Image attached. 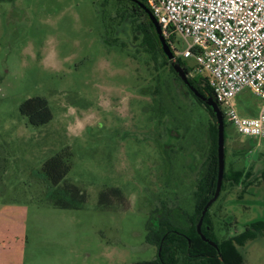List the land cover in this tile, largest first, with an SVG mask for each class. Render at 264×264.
<instances>
[{
  "label": "rangeland",
  "instance_id": "1",
  "mask_svg": "<svg viewBox=\"0 0 264 264\" xmlns=\"http://www.w3.org/2000/svg\"><path fill=\"white\" fill-rule=\"evenodd\" d=\"M124 9L117 0H0V264L150 261L157 250L146 223L155 207L173 202L193 214L211 117L167 67L169 97L140 95L155 85L152 61L135 47L130 52V27L121 30L129 42L113 36ZM175 44L177 52L186 46L177 36ZM184 62L195 67L192 58ZM35 97L52 114L40 126L19 110ZM233 105L242 114L260 100L244 89ZM224 131L226 176L253 159L264 168V139L239 135L228 123ZM61 152L70 168L60 185L84 192V208L48 201L42 166ZM109 187L123 194V211L97 208ZM239 190L224 182L208 209L216 240L264 218L263 193L239 201ZM239 251L243 264H264V232Z\"/></svg>",
  "mask_w": 264,
  "mask_h": 264
},
{
  "label": "trees",
  "instance_id": "2",
  "mask_svg": "<svg viewBox=\"0 0 264 264\" xmlns=\"http://www.w3.org/2000/svg\"><path fill=\"white\" fill-rule=\"evenodd\" d=\"M117 1L129 6V11L124 9L123 14L119 18L120 26L130 27L133 37L138 42L136 47L137 52L148 54L152 61L151 68L155 85L148 88L151 91L150 94H158L163 98L169 97L170 92L169 90L166 91V82L163 74V69L167 67L173 74L176 82H178L188 96L191 91L173 71L171 67L172 62H168L160 52L159 43L152 29V25L146 19L141 8L126 0ZM141 1L147 5L144 0ZM175 61L186 73L189 84L201 95L212 97L213 99L212 91L206 85V77L203 75L191 76L189 73L191 69L186 66L183 59L176 57ZM193 95L192 97L194 98ZM152 100L154 102V98ZM196 103L205 109V112L210 115L211 120L205 126V140L208 151L207 153L205 152L206 159L203 170L198 174L196 189L193 192L195 199L193 214H188L181 208L179 209L178 205L171 204L170 206L168 203L161 202L159 206L155 207L152 218L146 223L147 242L155 246L157 256L150 261L133 264H220V261L222 264H242L243 259L236 245H242L250 240H254L259 233L264 231V218L255 219L238 236L225 238L219 243L215 240L214 235L208 231V228L204 227L205 224L209 223L207 211L203 219L201 231L208 239L217 244V250L208 246V244L197 236L195 225L198 223L202 208L213 196L218 169L216 159L217 130L215 116L211 109L200 100L197 99ZM19 110L33 126L46 124L52 118L47 101L39 97L27 99L20 105ZM245 112L249 116L256 115V112L253 110H245ZM225 124L227 123L224 122V127ZM69 168V164L65 161V154L61 152L44 162L42 173L50 189L48 201L51 205L63 210H77L85 207V193L73 184L64 182L60 185L68 173ZM224 172L220 193L224 190V182L227 184L232 183L235 186L238 181L235 176L236 172H230L227 176ZM124 205H126V200L119 189L109 187L100 191L97 208L104 211L113 209L116 206L117 209L121 207L119 209L123 211ZM174 212L177 215L173 218ZM218 252L220 253V257L217 256Z\"/></svg>",
  "mask_w": 264,
  "mask_h": 264
},
{
  "label": "built area",
  "instance_id": "3",
  "mask_svg": "<svg viewBox=\"0 0 264 264\" xmlns=\"http://www.w3.org/2000/svg\"><path fill=\"white\" fill-rule=\"evenodd\" d=\"M144 1L173 52L194 59L190 75L206 77L223 122L246 138L264 139V0ZM176 36L186 44L181 52ZM244 89L260 100L255 116L233 105Z\"/></svg>",
  "mask_w": 264,
  "mask_h": 264
},
{
  "label": "water",
  "instance_id": "4",
  "mask_svg": "<svg viewBox=\"0 0 264 264\" xmlns=\"http://www.w3.org/2000/svg\"><path fill=\"white\" fill-rule=\"evenodd\" d=\"M128 2L134 3L137 6H139L145 15L146 19L151 23L152 29L155 33V36L159 43V49L162 55L165 57V59L168 62L171 63V67L173 71L177 74V77L182 81V83L194 94V96L199 99L204 105L209 107L211 111L213 112L215 116V123H216V130H217V136H216V148H217V176H216V189H214L213 196L208 202L205 204V206L202 208L199 216L198 224H196V231L197 234L201 237V239L204 242H207V244L210 247H213L214 249H217L216 244L209 240L207 237H205L200 232V225H202L203 218L208 210L209 207L212 206V204L216 201V199L219 196L220 189L222 188V180H223V172H224V122H223V115L220 111L219 106L213 101L212 97H206L198 93L193 86L189 84L188 78L184 70L178 65V63L175 61V53L173 50L169 47V43L162 37L160 32V25L158 24L156 18L153 16V14L150 12L147 5L143 4L141 0H126Z\"/></svg>",
  "mask_w": 264,
  "mask_h": 264
},
{
  "label": "crops",
  "instance_id": "5",
  "mask_svg": "<svg viewBox=\"0 0 264 264\" xmlns=\"http://www.w3.org/2000/svg\"><path fill=\"white\" fill-rule=\"evenodd\" d=\"M256 112V109H252ZM257 113V112H256ZM242 114L247 113L243 111ZM249 116V115H247ZM264 168L259 165V160H249L246 165H242L240 170H237L235 176L237 177V184L239 186V193L256 194L264 193ZM262 173V174H261Z\"/></svg>",
  "mask_w": 264,
  "mask_h": 264
},
{
  "label": "flooded vegetation",
  "instance_id": "6",
  "mask_svg": "<svg viewBox=\"0 0 264 264\" xmlns=\"http://www.w3.org/2000/svg\"><path fill=\"white\" fill-rule=\"evenodd\" d=\"M123 27L124 26H120V27H118L117 28V30H114V32H113V36H115V37H120V36H122V37H124L125 38V40H127V38H128V36L125 34L124 35V33L123 32H121V30H123ZM127 42H129V40H127ZM130 42H131V45H130V48H129V50H130V52H131V50H132V47H135V49H136V47H137V45H138V42H137V39L136 38H134L133 36H131L130 37ZM132 53V52H131ZM140 92V95H148V96H150V99H151V97H152V95H150V91L148 92L147 91V89L144 91L143 90V92L140 90L139 91ZM193 95V93H191L190 92V94H188V97L189 96H192ZM194 96V95H193ZM193 98V97H192ZM194 100H193V102L194 103H196V100H197V98L194 96V98H193ZM199 100V99H198ZM192 102V101H191ZM167 137H169L170 138V136H167ZM168 155V154H167ZM165 159H168L169 160V156H165ZM232 172H236V171H232ZM262 174V173H261ZM263 176H264V172H263ZM228 184H230V183H228ZM215 189H216V187H215ZM222 189V188H221ZM239 194H241L240 195V198L238 199L239 201H243L242 199H244V197H247V196H252V195H255V194H247V193H245V192H243V193H239ZM257 194V193H256ZM219 195H220V192H219ZM228 195V198L229 197H231V196H233V193L232 192H228L227 194H226V196ZM219 197V196H218ZM218 199V198H217ZM216 199V200H217ZM234 202V201H233ZM236 202V201H235ZM164 203H167L166 201H164ZM215 203V202H214ZM213 203V204H214ZM168 204H173V202H171V203H169L168 202ZM212 204V205H213ZM173 205H175V204H173ZM210 208V207H209ZM208 208V209H209ZM208 211V210H207ZM211 218V217H210ZM210 218H209V223H207V224H205L204 225V227L205 228H208V231L211 233V234H213V229H214V222H211L210 221ZM204 219V218H203ZM198 221H199V219H198ZM254 221V220H253ZM252 222V221H251ZM250 222V223H251ZM250 223H248V224H246L244 227H243V231H245V228H246V226H248ZM198 224V223H197ZM202 225H203V222H202ZM202 225H200V232L202 233V231H201V226ZM195 230H196V225H195ZM264 231H262L261 233H263ZM261 233H259V234H261ZM196 234H197V231H196ZM203 234V233H202ZM240 233H238V234H236V235H234V236H231V237H226V236H224V237H222V238H220V239H218L217 241L220 243L223 239H227V238H232V237H235V236H238ZM258 234V235H259ZM204 236H205V234H203ZM257 235V236H258ZM197 236L201 239V237L197 234ZM206 237V236H205ZM208 238V237H207ZM257 238V237H256ZM255 238V239H256ZM254 239V240H255ZM202 240V239H201ZM210 240V239H209ZM216 240V239H215ZM203 241V240H202ZM212 241V240H211ZM251 241H253V240H250V241H248V242H246L245 244H247V243H249V242H251ZM204 242V241H203ZM213 242V241H212ZM206 244H207V242H205ZM214 244H215V242H214ZM245 244H242V245H236V248H237V250L239 251L240 250V248H242L243 246H245ZM209 246V245H208ZM216 246H217V244H216ZM213 248V247H212ZM214 249V248H213ZM215 250H217V249H215ZM239 253H240V251H239ZM158 254H159V252H158ZM240 255H241V253H240ZM217 256L218 257H220V253L218 252L217 253ZM241 257H242V255H241ZM242 259H243V257H242ZM244 261V260H243ZM243 261H242V264H243ZM220 264H222V262L220 261Z\"/></svg>",
  "mask_w": 264,
  "mask_h": 264
}]
</instances>
